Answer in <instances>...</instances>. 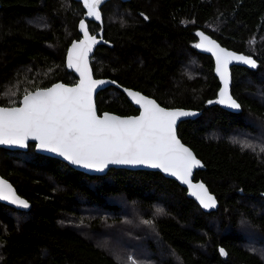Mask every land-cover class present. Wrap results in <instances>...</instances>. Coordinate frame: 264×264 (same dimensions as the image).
<instances>
[{
    "label": "trees",
    "instance_id": "trees-1",
    "mask_svg": "<svg viewBox=\"0 0 264 264\" xmlns=\"http://www.w3.org/2000/svg\"><path fill=\"white\" fill-rule=\"evenodd\" d=\"M101 12L110 45L96 46L94 75L163 106L201 110L176 133L201 160L193 178L217 206L201 210L157 170L88 174L36 152L33 142L0 147V174L31 203L0 201V264H131L113 247L135 249L147 264H264V0H107ZM83 13L77 0H0L1 105L57 80L76 82L65 53ZM195 29L256 60L254 68L230 66L238 111L207 104L218 81L210 55L195 49ZM96 104L99 112L137 111L114 85L98 91Z\"/></svg>",
    "mask_w": 264,
    "mask_h": 264
},
{
    "label": "snow or ice",
    "instance_id": "snow-or-ice-1",
    "mask_svg": "<svg viewBox=\"0 0 264 264\" xmlns=\"http://www.w3.org/2000/svg\"><path fill=\"white\" fill-rule=\"evenodd\" d=\"M83 3L88 17L97 21L102 19L101 6L105 0H83ZM79 26L84 39L73 42L68 50V67L75 68L80 74L79 83L74 87L54 84L50 88L26 91L21 107H0V144L24 147L31 138L38 141L37 148L55 153L73 165L96 171H103L109 164L158 168L186 184L203 208H215L216 198L205 185L194 184L191 180L192 170L201 166V162L176 135L178 119L197 113L166 109L153 99L125 89L140 106L139 116L121 118L107 113L103 117L97 116L92 93L105 81L93 79L88 68L89 53L97 38L89 34L83 19ZM197 35L200 42L195 47L213 54L215 71L222 82L215 102L239 109L241 106L229 90V64L240 61L254 68L256 61L221 48L203 32ZM0 200L29 208L28 202L16 195L11 184L3 179H0ZM156 211L160 213L162 209ZM220 253L226 254L224 249H220ZM128 259L131 264H137L131 256Z\"/></svg>",
    "mask_w": 264,
    "mask_h": 264
},
{
    "label": "water",
    "instance_id": "water-1",
    "mask_svg": "<svg viewBox=\"0 0 264 264\" xmlns=\"http://www.w3.org/2000/svg\"><path fill=\"white\" fill-rule=\"evenodd\" d=\"M77 1H80L81 4H82V6H83V8H84L83 16L79 19L78 24H77V29H78V32H79L80 36H79L78 38L73 39V40L68 44L67 49H66V53H65V65H66V68H67L68 71H72V72L75 74V76L77 77V80H76V82H74V83H66V82H64V81H62V80H57V81H54L53 83H51V84L48 85V86H45V87H38V88H50V87H52L54 84H63V85H65L66 87H74V86H76V85L79 83V81H80V74L75 70V68H69V67H68V50H69V48L72 46L73 42H78L79 40L84 39V33H83V31H81L80 26H79V24H80V20L83 19V20L85 21V25H86V27H87V30H88L89 34H90V35H95L96 38H97V43L93 46V50H92V52L89 53V58H88V68H89L90 71H91V74H92V78H93V79H95V80H102V81H105V83L98 85L97 88H96V89L93 91V93H92V100H93V104H94V106H95L96 115L99 116V117H103L104 114L107 113V114H109V115H115V116H118V117H121V118H127V117H135V116H139V115H140V112H141L140 106H139L138 104L135 103V101H134V100L128 95V93L125 91V89L130 90V91H133V92H138V93H140L141 95L146 96V97H148V98H150V99H153V100H155V99H154L153 97L149 96V95H146V94L142 93L141 91H139V90H137V89H135V88L128 87V86H124V85L118 83L116 80H114V79H112V78H110V77H101V76H95V75H94L93 68H92V65H91V57H92V55H93V53H94V50H95L96 46H97L98 44H100V43H105V44H109V45H110V43H109L107 40H105L104 37H103V15H102V19H101L100 21H97V20H95V19L92 18V17H88V16H87V8L84 6L83 0H77ZM106 1H107V0H105V2H106ZM122 1H125V0H122ZM101 14H102V12H101ZM87 20H93V21H95L96 23H98L99 28H98L97 30L91 32V31L89 30ZM198 32H203V33H204L206 36H208L210 39L215 40V41L217 42V44L220 45L221 48H224V49H226L227 51L233 52V53H235V54H237V55L250 56L252 59H254L253 56H251V55H249V54H246V53H243V52H241V51H237V50H234V49H231V48H229V47H226V46L222 45V44L219 43L215 38H213L211 35H209L208 33H206L205 31H203V30H201V29H195V30H194L195 39H196V40H195V44H194V46H195L197 43L200 42V37L197 35ZM195 49H196L197 51H199V52H203V53L209 54L210 57H211V59H212V72H213L214 76L216 77V79H217V81H218V87H217V90H216V96H215L213 99L209 100V101H214V102H215V101H217L218 98H219V89L222 87V82H221V80H220L218 74H217L216 71H215V68H216L215 57L213 56V54H212L211 52H207V51H204V50H202V49H198V48H196V47H195ZM254 60H255V59H254ZM255 61H256V60H255ZM232 65H240V66H245V67H247V68H253V67H250L249 65H247V64H245V63H243V62H240V61H232V62L229 64V67H228V71H229V73H230V76H231L230 66H232ZM113 82H114V83H113ZM109 85H114V86H117L118 88H120V89L123 91V94L125 95L126 99L131 103V105H132L134 108L137 109V111H136L135 113H130V114H120V113L113 112V111H109V110H102V111L99 112V111H98V108H97V104H96V95H97L98 91H100V90H102V89L108 87ZM36 90H37V88H35V89H33V90L29 91V92H34V91H36ZM229 90H230V89H229ZM230 94H231V92H230ZM23 96H24V95L21 96L20 101H19L18 104H15V105H1V104H0V107H21V106H22L21 102H22V100H23ZM232 97H233V96H232ZM233 98H234V97H233ZM234 99H235V98H234ZM235 100H236V99H235ZM155 101H156V100H155ZM236 101H237V100H236ZM156 102H157V101H156ZM157 103H158V102H157ZM215 103H216V102H215ZM237 103H238V101H237ZM158 104H159V103H158ZM207 104H209V103L207 102ZM216 104H217L219 107H221V108H223V109H225V110H228V111H233V112H235V111H238V110H239V109H232V108H229V107H227V106H225V105H222V104H219V103H216ZM238 104H239V103H238ZM159 105H160L161 107H163V108L170 109V110L181 109V110L192 111V112L197 113L195 116H187V117H181V118H179L178 121H177V124H178L179 121L184 120V119H193V118H195L196 116H198V115L200 114V112H201L200 109H195V108L179 107V106H171V107H170V106H163V105H161V104H159ZM177 124H176V126H177ZM176 135H177V133H176ZM177 138L180 140V138H179L178 136H177ZM29 142H33V143H34V150H35L36 152H39V153H42V154H45V155H49V156H53V157H56V158H58V159H61V160L65 161L66 163H68V164H69L71 167H73L74 169H77V170H79V171H82V172H85V173H88V174H104V173H106L111 167H116V168L121 167V168H126V169H147V170H157V171H159L162 175L174 179V180H175L180 186L184 187V189H185V195H186L187 197L191 198V199H192V200H193V201L199 206V208H200L201 210H203V211H209V210H213V209L216 208V207L213 208V209H205V208H203V207L200 205L199 201H198L194 196L191 195L190 190H189V188H188V186H187L186 184L182 183V182L179 181L176 177H174V176H172V175H170V174H168V173H165V172H163L162 170H160V169H158V168L149 167V166H147V165H120V164H109V165H108L103 171H96V170H93V169H87V168H83V167L78 166V165H73V164H71L70 162L66 161L63 157H60V156H58V155L55 154V153L48 152V151H46V150H43V149H39V148H37V143H38V141H36V140H34V139H31V138H30L29 140H27L26 145H25L24 147H21V146H19V145H5V144H0V147H4V148H8V149H20V150H25V149H27ZM180 142H181L185 147L189 148V149L192 151V149H191L188 145H186L185 143H183L181 140H180ZM192 153L194 154L193 151H192ZM194 156H195V157L201 162V160H200L195 154H194ZM200 168H202V162H201V166L196 167V168H194V169L192 170L191 180H192V182H193L194 184H195V183H203V184L205 185V187L207 188L206 184H205L201 179H199V178H193V172H194V170H196V169H200ZM0 179L6 180L9 184H11V186H12L13 190L15 191L16 195H18L20 198L26 200V201L28 202V204H29V208H30V206H31L30 201H28L24 196L20 195V194L17 192L16 188L14 187V185L12 184V182H11L9 179H7L6 177L2 176L1 174H0ZM207 189H208V188H207ZM208 192L214 196V194H213L211 191H209V189H208ZM214 197H215V196H214ZM0 201L3 202V203H6V204H8V205H11V206H13V207H15V208L25 209V208H21V207H19V206H17V205H13V204H11V203H9V202H7V201H3V200H0ZM216 202H217V200H216ZM29 208H27V209H29Z\"/></svg>",
    "mask_w": 264,
    "mask_h": 264
},
{
    "label": "rangeland",
    "instance_id": "rangeland-1",
    "mask_svg": "<svg viewBox=\"0 0 264 264\" xmlns=\"http://www.w3.org/2000/svg\"><path fill=\"white\" fill-rule=\"evenodd\" d=\"M82 227L87 228V224L82 225ZM127 237L130 238L128 235L125 236V235H123L121 233L118 234V238H119L118 240L126 241ZM93 238L96 239L97 242H100V241L104 240V239H102V237L99 236V234H94ZM122 250H123V253L126 254V256H125L126 260L129 261L128 257H130V256H128V254H130L131 257L136 260L137 264H147L146 262L143 261V256H142L141 252L139 253L135 249H130L128 247H125V248H123V247H113L112 251H115V253H113V255H115L117 258H120L121 255L117 254V253H121ZM260 250H261V252L263 254L264 253L263 248L260 249ZM129 262H131V261H129Z\"/></svg>",
    "mask_w": 264,
    "mask_h": 264
}]
</instances>
